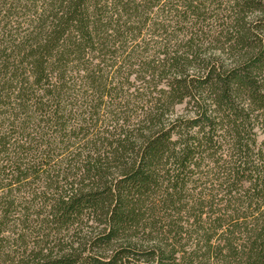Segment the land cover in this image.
Here are the masks:
<instances>
[{"label":"trees","instance_id":"16d2710c","mask_svg":"<svg viewBox=\"0 0 264 264\" xmlns=\"http://www.w3.org/2000/svg\"><path fill=\"white\" fill-rule=\"evenodd\" d=\"M0 264H264V0H0Z\"/></svg>","mask_w":264,"mask_h":264}]
</instances>
